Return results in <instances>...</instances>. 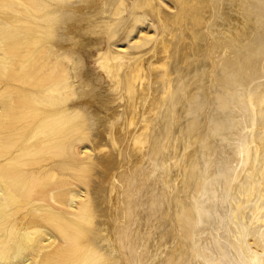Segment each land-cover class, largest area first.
I'll use <instances>...</instances> for the list:
<instances>
[{"label":"bare ground","instance_id":"1","mask_svg":"<svg viewBox=\"0 0 264 264\" xmlns=\"http://www.w3.org/2000/svg\"><path fill=\"white\" fill-rule=\"evenodd\" d=\"M21 1L27 5L25 12L34 22L23 20L13 34L8 32L7 26L0 27V160L11 157L6 165L0 166V264H72L67 263L68 259H72L73 264H138L133 240L129 237L133 224L130 219L122 232L111 235L105 216L98 210L99 199L90 196L76 199L79 197L71 192L62 196H55V193L66 187L70 178L86 184L97 177L95 165L90 162V151H82L81 156H77L74 154L76 143H70V140L75 138L78 143H84L91 138L92 131L105 126L108 117L101 116L93 107V95L107 82L124 89L123 79V83L121 80L116 82L123 62L146 57L138 53L151 46L160 23L162 26L168 19L172 20V27H176L178 20L181 23L186 9L184 2L168 0L177 13L173 17L168 12L172 7L167 5V0H131L133 7H129L130 10L125 7L124 0H49L55 5L56 18L49 28L50 34L44 39L36 23L40 13L38 0ZM154 6H160L163 16L154 12ZM143 22L150 25L153 35H142L139 24ZM246 26L242 25V28L245 30ZM136 31L137 38H134ZM230 31L228 29L227 34L233 32ZM104 39L114 43L112 48L104 44ZM258 40L264 42V32L258 33L254 41L259 46ZM47 44L72 64L78 90L75 100L66 97L67 90L60 95L62 104L59 103L55 92L61 94L62 91L59 82H55L60 77L40 76L43 63L47 61L42 56ZM160 44L156 42L148 54H154L160 63L171 61L173 48L168 44L167 52ZM127 51L135 53L120 54ZM256 51L258 49L254 50L255 54ZM243 56L238 54L234 58L222 59L219 64L220 89L218 87L214 92L211 135L202 137L198 133L202 122L199 110L204 108L207 99L202 100L195 91L188 101L189 106L183 110L186 125L179 135L193 139L195 151L191 164L188 160L189 164L182 163L179 169L181 186L176 201V218L180 246L176 264H264V93H260L261 98L256 103L243 99L244 102L248 100L244 104V113H249L246 120H230L225 110V97L230 95V87H240L237 96L244 98L243 91L264 76L260 56L254 57L258 60L250 63H244ZM192 63L196 64L190 60L188 67H192ZM201 63L205 64L201 61L197 68ZM18 64L21 65L19 70L16 68ZM131 67L133 75L130 77L136 86L143 73L138 71V66ZM169 73L163 66L155 68L153 88L159 98L165 95V86L172 80ZM146 77L150 79V72H146ZM70 104L74 111L69 108ZM162 119L154 129H145L152 144L147 163L152 162L155 168L151 174L158 176L159 172V178H163L161 140L163 131L168 129ZM115 128L122 131L125 126L119 122ZM212 138H215L214 142ZM152 178L155 177L148 175L137 186L132 181L137 191L133 194L123 191L121 205H126V209L135 208L141 195L139 189L144 190L142 198L152 197ZM158 202L162 203V199ZM144 203H147V209H151H145L144 213V218L149 221L154 204ZM122 206H118L120 212ZM53 218L63 228L59 240L49 230L48 221ZM156 222L166 228L165 215ZM70 226L75 228L69 230ZM69 243L73 246H66ZM142 261L146 264L145 260Z\"/></svg>","mask_w":264,"mask_h":264},{"label":"rangeland","instance_id":"2","mask_svg":"<svg viewBox=\"0 0 264 264\" xmlns=\"http://www.w3.org/2000/svg\"><path fill=\"white\" fill-rule=\"evenodd\" d=\"M124 1L126 8L133 7L131 0ZM157 1L158 0L155 2ZM182 1L184 4H187L186 6L183 4L184 8H186L184 9L185 11L183 21L179 23L180 21L178 20L175 24L176 27L171 26L172 20L170 19L164 21V25L162 24V26L160 23V30L151 46L147 49H144L143 52L141 51V53H138V55L143 57L144 54L146 57L142 58L141 60H132L130 61V63L132 62L131 64L125 61L123 62V68L121 69L120 74H117L118 77L116 79V82L119 83L123 79V90H121L119 87H114V84L111 82H107L105 86L102 85V88L98 83H96V85L100 88H98L96 93L93 95V99L95 98L92 103L93 107L101 116H105L106 118L108 117L109 121L106 122L105 126H101L100 129H95L96 131H92L90 135L91 138H89L88 141L84 143H78L75 138H72L70 143H76L74 154L77 156H81L80 153L82 151H90L91 158L93 160L90 162L92 166L93 164L95 165L93 166L95 169L94 174L95 176L97 175V177L90 179L86 182V184L83 183L84 185L81 184V182L76 181V179L70 178L67 186L55 193V196L58 194H61L62 196L71 192L75 196L79 197L76 199L89 196L92 199H99L101 208L98 206V210L99 212L102 211V215L105 216L108 231L110 229L109 232L111 235L115 236L116 233L118 234V232H122V229L129 223L128 219H130L133 224L131 228L132 231L130 232L131 234L128 235L133 240L135 252L134 256L137 260V263L139 262L138 264H142V259L146 261V264L177 263V256L179 255L180 246L179 229L176 218V201L180 191L179 187L181 186L179 180V169L182 163L183 165L189 164L188 160H190L191 164L195 151L193 139L183 137L182 135H179V132H181L182 127L186 125L183 110H186L189 106L188 101L190 100L191 95H193L196 91L195 93H197L202 100L207 99V103H205L204 108L199 110V117L201 118L202 122L201 125L199 124L200 126L198 127V133L201 134L202 137L211 135V111L213 110L212 105L215 102L214 92L217 90L216 88L219 87L220 89L219 71L221 65L219 66V64H221V60L228 59L230 57L234 58V56H237L238 54H244L245 57L243 56L241 59L244 58V63H250L252 61L258 60V58L254 57L260 56L262 68L264 70V42L261 43V41L258 40L260 44L259 46L255 45L254 43L258 33L264 32V0H181V2ZM167 5L172 7V10H168V12L174 17L177 14L176 10H174L173 6L169 4V1ZM238 5L241 6V9ZM160 6H154V12L157 13V15L163 16V14L160 12ZM26 8L27 5L22 3L21 0H1L0 27H2V25L7 26L8 32L13 34L18 31L19 24L23 20L34 22L32 16L25 12ZM162 8L165 7L162 6ZM38 9L40 10V13L38 14L36 23L40 26V32L42 33L44 39H46L45 37L50 34L48 32L49 28L52 27L54 19L56 18L54 12L55 5L49 0H38ZM251 9L254 10L252 11ZM253 14L254 16L256 14L257 15L254 17ZM246 24L247 26L244 30L242 25ZM139 25V31H143V36L146 34L148 36L153 35L154 32L153 30L149 29L150 25L147 22H143V24ZM226 29H231V31L233 30L234 33L230 31L231 33L227 34ZM239 29L240 31H238ZM137 33L138 31L133 34L134 38H137ZM225 33L226 36H224ZM109 37L107 38L108 40L111 39ZM105 39L104 44L112 48L114 43L108 42ZM2 40L4 41L5 39ZM44 42H47V40H44ZM156 42H160V47L167 52L169 46L173 48V57L171 61L167 62L164 60V62L160 63V59L157 60L154 54H148V51H150V48H152ZM165 42L166 44H164ZM126 47L127 46L124 48ZM254 48L258 49V51H256L257 55L254 53ZM113 50L115 51V49ZM58 53H60L59 50ZM132 53L135 52H120V54L125 56L131 55ZM175 53L176 55H174ZM42 56L47 61H44L43 63V70L39 72L40 76L42 78L46 77L47 75L60 77V80H56L55 82H59L58 85L62 91L61 94L55 92L58 102L61 103V100L59 99L61 97L60 95H63V93L67 90H69V92L67 93L66 97L75 100L78 97V90L76 87V82L73 79L72 64L65 57L57 55L48 44L46 45ZM190 60L195 61L196 63H192V67H188ZM201 61H204L205 64H200V67L204 66L200 70V67H197L198 63ZM87 62L89 63V61ZM91 63L92 62H90V64ZM91 65L94 66V64ZM256 65L258 66L259 63ZM20 66L21 65L18 64L16 68L19 70V68H21ZM131 66H138V71H142L143 73V76H141L138 84L139 86L137 84L134 86L135 84L132 82L133 80L131 77L133 74H131V70H133V68ZM157 66H163L167 73L170 72L169 75L172 77L171 82L174 84L173 85L171 82H169L168 85L166 84L165 95L161 96V98H159L160 96L155 93L153 88V78L155 68ZM146 72H150V79L146 77ZM192 72L194 73L193 75H191ZM120 76L122 78H120ZM128 76H131L130 79ZM149 82L150 84L148 85ZM249 86L251 88H249ZM249 86L246 89L248 92L246 90L243 91L244 98L237 96V91L240 90V87H230V95L225 97V110H227L230 120L241 122L242 120H246V118H248L247 116L249 113H244V104L248 100L249 103H256V101L261 98L260 93H264V76L260 79H257ZM68 87L70 89H68ZM131 89H133V92ZM139 92L144 93L140 94ZM48 95L49 94L47 92L46 97ZM247 98L248 100L244 102L243 99L245 100ZM249 98L252 102H250ZM69 108L72 109V111L75 110L71 104L69 105ZM147 115L149 117H147ZM120 118L122 120H120ZM161 118H163L162 120H164V124L168 126V129L163 131L165 133H163V139L161 140V155L162 157L164 156V163L162 162L163 165L162 167L160 166L161 169L159 167L158 169L156 168L157 170L160 169L161 172H163V178H159V172L158 176L153 173L151 174V171L153 172L155 167L151 165V161L147 163V158L149 157V151L152 148V144L150 143L151 141L146 137L145 131L146 127L148 130L154 129L155 126H157L156 124L158 123V120L161 121ZM119 122L123 123L125 126L122 131H118L115 128ZM100 131L103 132L101 133ZM240 136L242 137L243 134L241 133ZM198 137H200V135H198ZM215 138H212L213 142ZM219 144L223 145V143ZM10 158L0 160V166L3 167L6 165ZM94 160L96 162H94ZM71 172L76 174L74 170H71ZM71 172L69 171L70 174ZM148 175L155 177L152 178L153 190L151 191L153 196L149 199L142 198V193L144 190L139 189L138 192L141 195L140 199L137 201L138 203L136 207H127L126 209V205L122 206L120 202L121 199H124V192L127 194L135 193V191H137L136 186L139 183H143L142 181ZM132 181L136 186L132 184ZM159 199H162V203L158 202ZM145 201L149 203L153 202L154 204L152 208L153 212L149 221L144 218V213L146 212L145 209H147V203H144ZM161 205H163L162 209ZM118 206H122V212H120L121 210ZM125 209L127 215L125 213ZM147 210L150 211L151 209L148 208ZM162 215H165L166 228L163 225H158V222H156L162 217ZM48 223L50 225V232L55 238H57V240H59V237L62 236L63 229L60 226V223L54 218L49 220ZM73 228H75V226H70L69 230H73ZM80 245H83V243ZM66 246H73V244L69 243ZM67 263L73 264V260L68 259Z\"/></svg>","mask_w":264,"mask_h":264}]
</instances>
